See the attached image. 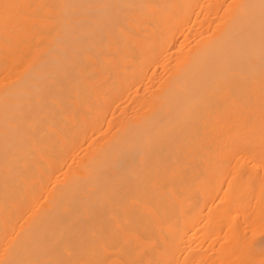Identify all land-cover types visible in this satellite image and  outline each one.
Segmentation results:
<instances>
[{"label": "bare ground", "instance_id": "6f19581e", "mask_svg": "<svg viewBox=\"0 0 264 264\" xmlns=\"http://www.w3.org/2000/svg\"><path fill=\"white\" fill-rule=\"evenodd\" d=\"M0 264H264V0H0Z\"/></svg>", "mask_w": 264, "mask_h": 264}]
</instances>
